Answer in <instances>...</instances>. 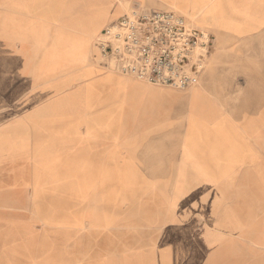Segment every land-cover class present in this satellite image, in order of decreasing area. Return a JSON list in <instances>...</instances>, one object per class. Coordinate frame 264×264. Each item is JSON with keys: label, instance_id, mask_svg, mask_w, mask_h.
<instances>
[{"label": "crops", "instance_id": "0c3cea01", "mask_svg": "<svg viewBox=\"0 0 264 264\" xmlns=\"http://www.w3.org/2000/svg\"><path fill=\"white\" fill-rule=\"evenodd\" d=\"M135 1L186 11L211 35L186 96L94 67L83 50L117 18L115 0H0V29L33 62L26 104L56 94L42 109L59 133L38 140L57 149H36L34 134L26 146L33 197L57 181L94 201L90 225L136 239L121 264H264V0Z\"/></svg>", "mask_w": 264, "mask_h": 264}, {"label": "rangeland", "instance_id": "374dc122", "mask_svg": "<svg viewBox=\"0 0 264 264\" xmlns=\"http://www.w3.org/2000/svg\"><path fill=\"white\" fill-rule=\"evenodd\" d=\"M115 1L121 8L117 18L141 8L135 0ZM171 8L187 15L198 26L190 13ZM19 34L10 29H0V264H121L116 259L121 260L123 257L122 247L136 239L116 236L117 232L108 231V227L90 225L86 210L96 209L94 201L85 198L76 201L67 192V189H74L66 188L64 184L61 186L57 181L40 186L44 197L38 200L33 197V183L30 181L33 161L28 159V138L35 135L38 150H44L43 145L46 144L50 145L46 147L47 150H56V142L38 139H42L44 134L49 136L59 133L60 126L50 120L53 115L51 110L47 109L43 113L42 109L47 100L56 96L55 93L41 100L43 102L26 104L31 81L27 71H21V66L29 63L32 65L33 62L19 60L23 38ZM99 34L92 39L93 48L88 46L87 41L83 52L90 56L92 54L91 62L97 70L113 72L115 70L99 64L105 62L98 49L94 48ZM70 52L73 50H68ZM33 54L37 52L33 51ZM42 63L34 62L37 66ZM41 76L39 73V76L32 79L38 83L35 84L37 88L43 86ZM71 82L67 81L66 84H73ZM201 84L184 90L171 89L186 96L188 91ZM39 98L36 97V100ZM72 130L75 131L73 127ZM76 131L80 133L79 127ZM178 137L181 139V132ZM167 138L164 135V140ZM166 153L172 157L174 149L164 151V156ZM67 155L74 156V152H68ZM170 176V173L160 175L166 181L170 180ZM116 204H111V210Z\"/></svg>", "mask_w": 264, "mask_h": 264}, {"label": "built area", "instance_id": "2783aa9c", "mask_svg": "<svg viewBox=\"0 0 264 264\" xmlns=\"http://www.w3.org/2000/svg\"><path fill=\"white\" fill-rule=\"evenodd\" d=\"M212 37L171 9L139 8L120 15L95 39L104 66L136 80L184 90L196 86Z\"/></svg>", "mask_w": 264, "mask_h": 264}, {"label": "bare ground", "instance_id": "6f19581e", "mask_svg": "<svg viewBox=\"0 0 264 264\" xmlns=\"http://www.w3.org/2000/svg\"><path fill=\"white\" fill-rule=\"evenodd\" d=\"M94 37V36H93Z\"/></svg>", "mask_w": 264, "mask_h": 264}]
</instances>
